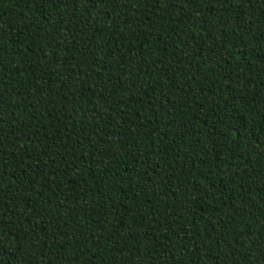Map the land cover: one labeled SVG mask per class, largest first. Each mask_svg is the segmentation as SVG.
Returning a JSON list of instances; mask_svg holds the SVG:
<instances>
[{
  "label": "trees",
  "instance_id": "trees-1",
  "mask_svg": "<svg viewBox=\"0 0 264 264\" xmlns=\"http://www.w3.org/2000/svg\"><path fill=\"white\" fill-rule=\"evenodd\" d=\"M0 264H264V0H0Z\"/></svg>",
  "mask_w": 264,
  "mask_h": 264
}]
</instances>
